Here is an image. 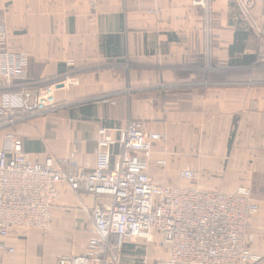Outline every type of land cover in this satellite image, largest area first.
Instances as JSON below:
<instances>
[{
	"label": "crops",
	"instance_id": "obj_1",
	"mask_svg": "<svg viewBox=\"0 0 264 264\" xmlns=\"http://www.w3.org/2000/svg\"><path fill=\"white\" fill-rule=\"evenodd\" d=\"M191 1L0 0V30L26 59L24 109L11 114L32 113L14 117L6 131L15 130L34 160L76 150L93 168L100 128L118 136L130 119H143L153 136L149 173L156 182L228 193L252 188L260 204L252 245L261 257L256 264H264V69L254 68L256 42L241 13L228 4L223 33L210 29L205 7ZM253 2L259 16L264 1ZM4 91L0 79V97ZM187 169L198 178H182ZM100 201L65 188L51 232L13 231L8 241L16 252H0V264H57L63 254L82 252L96 230L90 209ZM83 224L86 231L78 230ZM148 243L126 242L116 264L168 257Z\"/></svg>",
	"mask_w": 264,
	"mask_h": 264
},
{
	"label": "built area",
	"instance_id": "obj_2",
	"mask_svg": "<svg viewBox=\"0 0 264 264\" xmlns=\"http://www.w3.org/2000/svg\"><path fill=\"white\" fill-rule=\"evenodd\" d=\"M90 2L96 6L99 0ZM8 36L2 27L0 79L6 81L7 91L1 97L0 116L24 109L27 92V85L18 84L27 76L25 56L8 48ZM255 65L264 66L263 45ZM97 143L95 166L90 168L76 150L63 158L48 155L43 161L34 160L24 150L23 140L8 134L0 148V252H16V244L8 241L13 231L26 234L38 229L49 234L55 206L69 188L101 201L90 209L96 230L85 250L63 254L57 264H116L124 244L141 239L168 251L160 264L260 261L252 245V218L260 204L250 186L228 193L156 182L149 173L153 136L143 120L130 119L118 136L102 127ZM180 176L198 178L189 169Z\"/></svg>",
	"mask_w": 264,
	"mask_h": 264
},
{
	"label": "rangeland",
	"instance_id": "obj_3",
	"mask_svg": "<svg viewBox=\"0 0 264 264\" xmlns=\"http://www.w3.org/2000/svg\"><path fill=\"white\" fill-rule=\"evenodd\" d=\"M191 4L195 7H197V6L200 7V4L202 6H204L205 9L207 10V12H206L207 18L206 19H207L208 27L211 29V28H215V25H217V27L215 29L221 30V31H223V33H225V30L223 29V27L221 28L218 26H224L225 24H227L226 20L228 18L226 16L227 12H225V10L227 9L226 7H229V5H230L232 7V9H234V11H236V13H241L240 17L242 16L241 17L242 20H244L246 22L247 26H251V28H252L253 42H256L253 45L255 48L254 50L256 51V61H257L258 54H259V46L260 45L264 46V17H263L264 16V6H261L262 7L261 12L259 13V16H258L254 13V8H253L254 2L250 3L249 1H244V0H223V1L222 0H192ZM223 4H225V5H223ZM152 13L153 14L156 13V15L158 14L157 12H152ZM260 19H261V21H260ZM206 41H208L207 46H208V48H210L209 46L211 44L210 43L211 39L208 38ZM208 55H209V57L212 55V50L211 51H210V49L208 50ZM210 60L211 59L209 58L207 65L211 62ZM254 68L256 70H260V69H264V66L254 65ZM17 81H15L14 84H16ZM61 82L64 83V81H61ZM18 84L28 85L26 83V81L24 82V80H20V82ZM5 91H7L6 81H5ZM5 91L2 94H4ZM109 99L110 98L107 97L104 100L108 101ZM31 114L32 113L30 111H28V109H27V111L25 110V111H22L21 113H13L11 115L0 116V147L2 146L1 143H3V145H4L8 134L12 133V134L16 135V133L14 132L15 131L14 129H9V130H13V131H6V130H8V129H6L7 125L13 124L14 121L12 119H14V117H17V119H19V117H20V119L24 120L25 116H29ZM138 120H143V119H138ZM6 121H8L9 123L5 124L4 122H6ZM252 194H253V190H252ZM253 197H254V195H253ZM86 218H87L86 220H89L91 222V220L88 217H86ZM91 223H93V222H91ZM86 229H87L86 224H83L80 226V228H78V230H81V231H86ZM159 262H161V261L159 260Z\"/></svg>",
	"mask_w": 264,
	"mask_h": 264
}]
</instances>
